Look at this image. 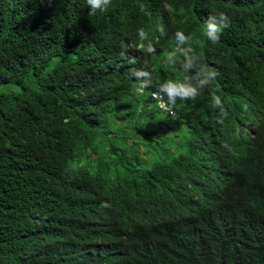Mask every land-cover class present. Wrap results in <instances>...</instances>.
Here are the masks:
<instances>
[{
	"label": "trees",
	"instance_id": "obj_1",
	"mask_svg": "<svg viewBox=\"0 0 264 264\" xmlns=\"http://www.w3.org/2000/svg\"><path fill=\"white\" fill-rule=\"evenodd\" d=\"M0 264H264V0H0Z\"/></svg>",
	"mask_w": 264,
	"mask_h": 264
},
{
	"label": "clouds",
	"instance_id": "obj_2",
	"mask_svg": "<svg viewBox=\"0 0 264 264\" xmlns=\"http://www.w3.org/2000/svg\"><path fill=\"white\" fill-rule=\"evenodd\" d=\"M96 2L98 3L99 0H96ZM222 15H223V13H222ZM151 97H152L154 100L157 101V104H158V107H159V108H162V109H164V110H169L168 107H167V106L165 105V103L163 102L162 97H161L158 93H151ZM97 194H99L100 196H102V195H106L107 193L104 192V191H102V190H100V189H97ZM104 204H105V206H108L107 203H104ZM116 212H117V211H116ZM115 216H117L118 219L121 218V217H120V213H118V212L115 213V210H112L111 212H108V214H107V217H109V218H113V217H115Z\"/></svg>",
	"mask_w": 264,
	"mask_h": 264
}]
</instances>
